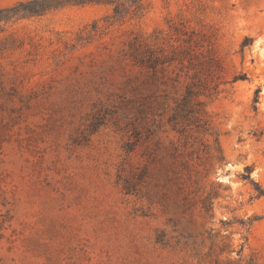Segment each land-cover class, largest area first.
<instances>
[{
  "label": "rangeland",
  "instance_id": "374dc122",
  "mask_svg": "<svg viewBox=\"0 0 264 264\" xmlns=\"http://www.w3.org/2000/svg\"><path fill=\"white\" fill-rule=\"evenodd\" d=\"M29 1L0 0V264H264V0Z\"/></svg>",
  "mask_w": 264,
  "mask_h": 264
},
{
  "label": "trees",
  "instance_id": "16d2710c",
  "mask_svg": "<svg viewBox=\"0 0 264 264\" xmlns=\"http://www.w3.org/2000/svg\"><path fill=\"white\" fill-rule=\"evenodd\" d=\"M87 2H104L114 6L115 15H124L131 11L137 10L141 6L142 0H31L25 3L26 11L30 13L38 14L46 9L53 6H57L63 3H87ZM260 91V88L255 90V95ZM197 91L193 90L192 87H187L185 93L182 96L183 104L189 105L190 103L200 104L199 101L193 100ZM256 98V97H255Z\"/></svg>",
  "mask_w": 264,
  "mask_h": 264
}]
</instances>
